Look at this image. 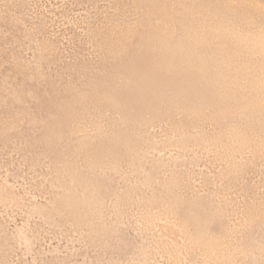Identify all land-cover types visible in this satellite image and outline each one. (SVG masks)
<instances>
[{"label": "rangeland", "instance_id": "rangeland-1", "mask_svg": "<svg viewBox=\"0 0 264 264\" xmlns=\"http://www.w3.org/2000/svg\"><path fill=\"white\" fill-rule=\"evenodd\" d=\"M0 264H264V0H0Z\"/></svg>", "mask_w": 264, "mask_h": 264}]
</instances>
